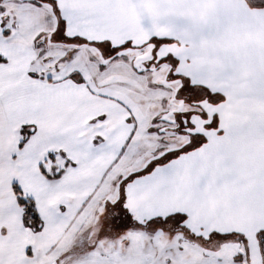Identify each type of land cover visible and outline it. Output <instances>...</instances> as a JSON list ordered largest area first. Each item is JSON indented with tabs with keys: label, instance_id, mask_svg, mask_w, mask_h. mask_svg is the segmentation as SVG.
Instances as JSON below:
<instances>
[{
	"label": "snow or ice",
	"instance_id": "6c2138e0",
	"mask_svg": "<svg viewBox=\"0 0 264 264\" xmlns=\"http://www.w3.org/2000/svg\"><path fill=\"white\" fill-rule=\"evenodd\" d=\"M0 264H264V0H0Z\"/></svg>",
	"mask_w": 264,
	"mask_h": 264
}]
</instances>
